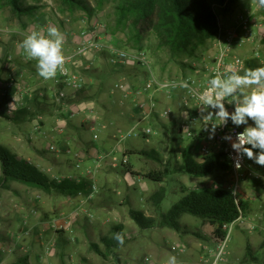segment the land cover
I'll use <instances>...</instances> for the list:
<instances>
[{
	"label": "rangeland",
	"instance_id": "obj_1",
	"mask_svg": "<svg viewBox=\"0 0 264 264\" xmlns=\"http://www.w3.org/2000/svg\"><path fill=\"white\" fill-rule=\"evenodd\" d=\"M29 1L31 2V0ZM89 1L93 3L92 0ZM116 2V0H111L103 9L97 10L92 18H89L81 9L69 10L61 0H39V2L34 3L40 7L35 15L33 17L23 16L21 20L9 8H0V27L4 29L7 27H23V22L27 23V20L32 21L42 13L47 20L57 23H61V20L69 16L74 20H77L80 16H85L88 19H94L96 24L102 23L107 28L110 23L114 25L118 18L115 8ZM93 5L95 6L94 3ZM213 8L218 15V23L221 22L226 30L236 28L242 17H249L251 21L249 24L252 32L251 37L244 47L238 48L235 45L233 54L234 56H240L245 61L258 60L264 66V7H259L257 4L252 3L251 0H230L223 6L214 5ZM231 19H234V22L226 27L224 22L226 23V21ZM239 34L240 37L244 36L241 28H239ZM116 36V38H111V41L114 43L118 44L119 42L121 44L126 40L123 33H119ZM217 40L216 37L208 41L205 46L197 48L194 57H184L178 59V62L171 61L170 55L166 50H155L156 38L153 35L147 36L143 42V47L148 50L147 53L157 67L160 77L174 78L182 75L203 76L207 71V66L210 65L212 58L219 49ZM101 69H104L102 65ZM83 74H86L84 70ZM94 87L91 86L90 88L89 85V91H93ZM114 88L115 86H113L112 90ZM250 90V88L246 89V91ZM129 100L133 101V98ZM134 106L130 112V116H125V119H120L118 114L115 115L116 120L121 121L120 123H124L130 117L133 120L131 126L121 128V132L123 133L130 130L139 119L137 108ZM173 108H171L172 116H170L171 118H177ZM114 124L111 123V127L117 128V125ZM252 124L253 122L249 120V125ZM146 126H148V123L142 124L141 128ZM239 127L244 129L247 125ZM104 131L99 132L100 138L105 133ZM16 132L17 126L14 122L6 119L0 120V144L8 145V139H11ZM176 133V139L161 137L163 143H169L174 140V149L171 145L167 146V149H161L163 144L159 135H155L148 140L142 137H132L119 143V147L121 148L119 150L120 160H122L124 153V151H121L123 147H137L143 150H159L163 163L145 156H141L140 158L139 155H132L130 157L131 165L134 167L137 175L141 173L140 178L123 176L122 172L113 171L111 173L99 174L97 181L93 179L99 186V194L94 201L85 205L91 210L92 216H81L74 224L73 233H64L63 236L59 235L60 245L52 255H49V264H146V258H149L154 264H166L167 259L173 255L176 256L178 264H200L202 256H208V249H214L218 241L213 235L215 230L210 224L202 223L201 219L190 214H186L181 218V223H188L194 231L201 233L202 237L181 235L167 227L163 228L159 226L162 215L167 214L172 206L186 195L183 191L184 185L191 187L201 179L185 172L184 174H169L163 183H156L141 177L151 170H167L172 172L177 163L183 161L184 149L192 139L181 135L179 132ZM93 134L91 133V135ZM117 135H119L117 137L119 141L121 135L119 131H117ZM26 143L29 142L26 140ZM54 144L62 147L56 142L49 141L48 143L49 147ZM199 150L201 156L202 149ZM47 154L49 159L53 161L56 159L55 153L51 150H48ZM71 159L74 161L73 155H71ZM246 161L250 169L264 177V166L256 164L247 157ZM0 175H2L1 169ZM216 175L215 179L219 180L217 182L224 187H228L230 174L217 172ZM259 181L264 183V179ZM14 184L22 187L25 186V184L19 182ZM162 187L165 189L166 195L162 205L158 208L151 202L150 197ZM193 187L196 188L198 185H193ZM33 196L34 192L17 195L14 191L0 190V215L6 216V218L2 219L3 224L8 222L7 212L9 210L20 209L21 206L25 208L24 214H31L32 216L34 214L32 211L33 203H29L28 200L32 199ZM239 197L240 200L249 202V208L243 214L244 223L232 229L225 260L221 264H264V189L255 186L254 179L247 178ZM82 200V196L75 200H70L67 203V211L62 215H69L78 205L82 204ZM63 201L64 197L62 196L53 197L51 201L52 207L49 210L54 211ZM131 210L142 211L147 217L153 218L157 226L151 229H143L131 217ZM60 211L58 210L56 214ZM23 221L19 220L16 222L14 230L17 233L20 227L24 225ZM116 225L124 226V233L128 237L127 242L115 249L113 254L107 253V257L98 255L93 250L92 244L99 245L105 251V245L102 242L103 238L112 236V229ZM3 235L4 251L11 253L12 250L8 248L6 234ZM49 235L51 238L52 233H49ZM248 244L251 245L253 253L258 257V261L243 263ZM184 247L185 250L181 251ZM173 248H177V250ZM37 249L45 262V254L42 252L41 247L38 246Z\"/></svg>",
	"mask_w": 264,
	"mask_h": 264
},
{
	"label": "crops",
	"instance_id": "obj_2",
	"mask_svg": "<svg viewBox=\"0 0 264 264\" xmlns=\"http://www.w3.org/2000/svg\"><path fill=\"white\" fill-rule=\"evenodd\" d=\"M75 20L69 16L61 20V23H57L47 20L44 14L41 13V15H38L32 21L27 20V23L23 22V27H7L6 30L8 32L0 36V120L6 119L3 116L4 114L13 115L17 111L24 109H29L31 113L35 114L33 118L27 121L15 124L17 132L14 133L11 139H8V145L5 146L20 157L38 166L53 179L60 176H69L78 181L82 177H89L97 181L99 174L111 173L113 171L122 172L123 176L140 178L141 173L137 175L134 167L131 165L130 157L132 155L129 152L139 153L143 149L123 147L121 150L122 152L124 151L122 160L124 157L129 159L128 165L131 167V172L125 171L124 167L127 165L121 164L122 160H120L119 156L121 148L119 147L117 138L119 135H117V131L122 134L121 128L131 126L133 120L130 117L124 123H120L121 121H117L115 115L118 114L120 119H125V116H130V112L134 106V99L130 101V98H125L122 92L116 88V85L121 81L135 83L137 76L142 70L128 69L125 71H114L108 68L107 58L101 59L98 53L89 54L87 57L81 59L85 67H81L80 69L85 71V77L90 88L91 86H95L94 90L89 91L90 88L87 89V98L80 100L76 98V95L72 91L68 90L71 98L68 101L61 102L55 97L56 87L53 78L47 80L41 78L35 67L36 61L28 60L23 48L20 47L21 42L27 34L35 31L47 35V28L49 26L58 28L63 34L66 53L75 51L80 41L79 35L81 31L94 25L97 27L104 41H111V38L106 35L105 27L102 23L96 24L94 19H88L85 16H80ZM233 22L234 19H231L226 21V23L224 22V24L227 27ZM118 45L122 47L119 42ZM89 61L94 62L91 68H88ZM101 65L104 69H101ZM73 69H76V67ZM155 69L158 70L156 66ZM113 86L115 88L112 90ZM156 97L159 100L158 111L151 118L143 120L140 111L137 109L139 115L137 123L141 122L140 127L142 124L148 123V126L142 128L151 127L155 131L154 134L141 137L146 140L155 135H159L160 140L161 137L175 138L176 132H179V124L183 120L187 110L181 101V92L175 94L174 99H168L164 93H157ZM74 106L78 107L80 112L71 115V109ZM172 107H174V113L177 115V118H171L172 115L168 118H162L158 115ZM111 123H115L117 128L111 127ZM206 128L201 129L200 126L197 127V133L202 132L205 134L204 138L196 141L197 146L194 150V156L197 161L202 160L199 149H201L210 135L211 129L209 127ZM102 130H105V133L100 138L99 132ZM91 133L94 134L91 135ZM199 137L200 135L197 134L191 138V141L199 139ZM26 140L29 143H26ZM49 141L56 142L63 148L61 153H55L56 159L54 161L47 156ZM161 142L163 144L161 149H167V146L170 145L173 149L175 148L173 146L175 144L174 140L169 143H163L162 140ZM75 147L76 149H74ZM68 149L83 154V162L80 168L76 167L75 159L72 161L71 155L66 152ZM152 150L156 149L144 151ZM156 151L160 153L159 150ZM105 153L108 156L102 161L98 172L94 176L88 175L87 172L96 167L100 157ZM139 156L141 158L142 155ZM164 163L166 162L164 161ZM176 173L184 174V172ZM215 175L216 173L206 177H198L201 180L193 184L198 185V187L194 188L193 185L191 187L184 185V189L218 187L217 181L219 180L215 179ZM141 177L144 178L143 176ZM14 183L16 182L12 183V190L9 191H14L17 195L34 192L33 198L28 200L29 203H33L32 211L34 214L32 216L31 214H24V206H21L20 209L9 210L7 212L8 222L5 224H3L2 219L6 218V216L0 215V264H19L21 256L27 259V263L25 264H49L50 256L46 252V246L51 239L49 233H52V236L54 234L52 222L56 218L61 217L67 211V203L76 198L64 197V201L53 211L49 210L52 207V198L59 196L47 194L38 188L27 185L22 187ZM58 210L61 211L56 214ZM24 219L25 221H23ZM19 220L23 221L24 225L20 227L17 233L14 229L16 222ZM197 233L199 232L197 231ZM3 234H6L8 248L12 250L11 253L4 251ZM199 234L201 235V233ZM38 246L41 247L42 252L45 254V262L43 257L39 255Z\"/></svg>",
	"mask_w": 264,
	"mask_h": 264
},
{
	"label": "trees",
	"instance_id": "obj_3",
	"mask_svg": "<svg viewBox=\"0 0 264 264\" xmlns=\"http://www.w3.org/2000/svg\"><path fill=\"white\" fill-rule=\"evenodd\" d=\"M61 1L71 11L74 9L83 10L89 18H92L97 10L103 9L106 4L111 2V0H92L94 6L89 0ZM116 1L115 8L118 18L114 25L110 23L107 28L105 27L107 36L115 38L117 34L123 33L126 37V40L121 43L123 48L147 52L148 50L143 47V42L147 36L153 35L156 38L155 50H166L171 61L178 62V59L184 57H194L198 47L205 46L208 41L217 37L218 15L213 7L214 5L223 6L230 0ZM37 2L39 0H31V2L29 0H0V8H9L21 20L23 16L33 17L35 15L40 8L34 4ZM98 54L101 59H106L108 55L107 52H98ZM261 66L263 65L258 60H247L245 70ZM87 96V89L76 93V98L79 100L85 99ZM3 116L15 124H20L33 118L35 114L31 113L29 109H24L13 115L4 114ZM204 136L205 134L202 133L199 139L188 144L183 152V161L177 163L172 172L151 170L143 177L156 183H163L169 174L176 172H185L195 177H206L217 172L230 174L231 165L221 152H214L210 156L202 154V160H196L194 156L196 141L204 138ZM129 154H139L159 163L162 162L161 154L156 150H143L139 153L129 152ZM0 165L2 169L0 190H12V183L19 182L29 187L41 189L50 195L75 199L87 195L89 187L93 184V179L89 177H82L79 181L66 178L58 182L38 166L20 157L3 144H0ZM124 169L126 172H131L129 165L125 166ZM230 182L231 179H229ZM254 185L264 189L262 181L254 180ZM183 191L186 195L175 203L167 214L162 215L159 223V226L167 227L181 235L202 237L191 227L181 223V218L190 214L213 226L215 228L213 235L217 240L224 239L227 235L225 225L235 222L249 208L248 201H237L231 191L220 183H218V187L184 189ZM165 195V189L162 187L150 197V200L154 206L160 208ZM130 215L143 229H151L157 226L155 220L147 217L142 211L131 210ZM115 233H123L124 244L127 242L128 237L124 233L123 225L114 226L112 234ZM63 234V232L59 233L62 236ZM113 235L103 238L105 251L97 244H92L93 250L102 257H107V253L113 254L115 249L121 247L113 239ZM250 261H258V257L253 253L251 245L248 244L243 263H250ZM25 263H27V259H19V264Z\"/></svg>",
	"mask_w": 264,
	"mask_h": 264
},
{
	"label": "built area",
	"instance_id": "obj_4",
	"mask_svg": "<svg viewBox=\"0 0 264 264\" xmlns=\"http://www.w3.org/2000/svg\"><path fill=\"white\" fill-rule=\"evenodd\" d=\"M250 19L248 16L242 17L239 20V25L236 28L226 30L224 25L218 23V35L217 44L218 51L216 55L212 58L209 66H207V71L203 76L199 75H182L180 77L174 78H163L159 76V73L155 69L152 58L145 50H134L126 49L120 47L113 41H104L101 38L97 27L94 25L89 29H84L79 35V44L75 51L71 53H66L64 46L65 41H63V54L66 57L65 64L62 70H58L56 76L53 78L54 85L56 87L55 97L58 101H68L71 97L68 90L72 91L74 95L76 93L89 88L88 81L83 74L81 67H85L82 64L81 59L87 57L89 54L98 52H107V63L108 67L114 71H125L128 69H141L142 72L137 76L135 83H130L128 81H121L116 85V88L122 92L125 98H133L135 107L140 111L142 119L151 118L158 111L159 100L156 97L157 93H164L168 99H174L175 94L181 92V101L186 106L187 110L183 117V120L179 124L178 131L181 135L187 138H193L197 134V127L200 126L201 129H206L215 123H218L214 118L211 120L204 121L201 117V103L196 98V95L190 94L189 90L182 87L183 83H187L189 88L193 90L194 93L202 92L208 84V81L214 78L217 71L221 72L223 75L227 76L232 72H237L242 75L245 70L246 61L240 56H234L233 51L235 45L238 48L244 47L247 41L251 37V30L249 28ZM239 28L244 32V36L240 37ZM8 30L0 27V36ZM11 60V58H10ZM94 62H88V68L93 66ZM76 69H73L75 68ZM225 107L231 113L234 111L235 105L228 104L225 101ZM71 115L78 114L80 109L76 106L72 107ZM214 111V110H209ZM172 114L170 108L164 110L158 115L162 118H168ZM208 115V113H204ZM141 122H138L131 130L126 133H122L119 138V143L132 138L149 136L154 134L153 128H141ZM200 129V130H201ZM243 128L235 126L231 120L224 126L217 127L215 133L210 131L209 138L205 141L204 145L201 147L202 154L204 156H210L214 152H221L226 156L227 161L231 165L230 179L231 182L228 184V189L231 191L233 196L237 201L240 200V194L242 193L243 186L247 178H252L254 180H263L264 177L257 173L256 171L250 169L247 165L246 156L240 159L241 168L236 169L235 163L239 159L238 154L232 148V142L226 140V136L233 137L235 139L238 133L243 132ZM203 131V130H202ZM62 147L58 145H51L49 150L53 153H61ZM69 155H73L75 159V165L77 168L81 167L83 162V154L80 152H75L71 149L66 151ZM108 154H104L100 157L96 167L89 170L87 173L90 176H94L99 168L101 167L102 161L106 159ZM129 159L124 157L121 164L128 165ZM259 174V175H257ZM73 179L69 176H60L55 178L58 182L64 179ZM99 194V186L96 181L89 187L88 194L82 196V204L78 205L69 215H62L56 218L52 222L53 236L49 240L46 246V252L48 255H52L56 248L59 247V233H73L74 224L83 215L92 216L89 207L85 206L96 199ZM244 223L243 214L235 222L225 225L227 235L224 239L217 241L214 249H208V256H202L200 259V264H221L225 260L227 253L228 243L231 239L232 229L235 226H239ZM177 250V248H173ZM185 247L181 249L184 251ZM146 264H154L149 258L145 260Z\"/></svg>",
	"mask_w": 264,
	"mask_h": 264
},
{
	"label": "clouds",
	"instance_id": "obj_5",
	"mask_svg": "<svg viewBox=\"0 0 264 264\" xmlns=\"http://www.w3.org/2000/svg\"><path fill=\"white\" fill-rule=\"evenodd\" d=\"M251 2L264 7V0ZM63 41L64 36L59 29L49 26L47 35L35 31L27 34L20 47L28 60L36 61L38 75L47 80L54 78L58 70L63 69L66 60ZM181 86L188 89L190 94L196 95L200 101L202 120L214 118L218 122L211 126L213 134L217 127L226 125L229 120L237 127L247 125L234 140L231 136L225 137L232 142V148L238 154L239 159L235 163L237 170L242 166L240 159L245 156L264 166V66L246 69L243 75L232 72L225 76L217 71L200 93H194L186 82ZM249 88L251 90L246 91ZM225 101L235 105L233 112L227 110ZM210 109L214 111H209ZM204 113L208 115L205 116ZM249 120L253 122L252 125H249ZM113 239L123 246V233H115ZM166 264H178L176 256H170Z\"/></svg>",
	"mask_w": 264,
	"mask_h": 264
}]
</instances>
